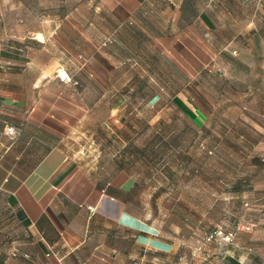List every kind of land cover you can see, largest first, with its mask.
<instances>
[{
    "label": "crops",
    "instance_id": "1",
    "mask_svg": "<svg viewBox=\"0 0 264 264\" xmlns=\"http://www.w3.org/2000/svg\"><path fill=\"white\" fill-rule=\"evenodd\" d=\"M261 1L81 0L17 32L0 8V264H132L141 251H169L152 176L134 166L153 146L168 162L173 143L185 148L187 126L171 124L169 109L213 150L211 75L236 38L260 34L250 10ZM253 114L243 110V123L264 133V103L262 123ZM246 143L262 184L249 191L250 172L231 177L239 188L228 192L253 199L232 221L223 264H264V156Z\"/></svg>",
    "mask_w": 264,
    "mask_h": 264
},
{
    "label": "rangeland",
    "instance_id": "2",
    "mask_svg": "<svg viewBox=\"0 0 264 264\" xmlns=\"http://www.w3.org/2000/svg\"><path fill=\"white\" fill-rule=\"evenodd\" d=\"M80 1L0 0V8L6 13V29L17 32L38 27L43 22L41 19L48 14L73 11ZM250 11L262 15L260 21L254 22L258 28L262 27L260 34L251 29L249 34L236 38L231 52L220 59L223 61L221 68L211 75L210 90L215 105L212 118L215 125L221 126L213 137L206 138L214 147L212 152L206 148L204 139V147L195 145L189 119L177 114L173 117V109H169L170 116L167 118L174 120L171 124L187 126L185 148L173 143L168 162L165 158L167 150L160 145L153 146L143 150L148 163L134 166L139 173L152 176L154 213L162 224L165 240L173 245L168 252L158 256H151L150 250L141 251L132 264H223L228 244L208 238L220 227L233 230L235 224L232 221L240 217L244 200L253 199L231 195L228 192L230 189L239 188L233 187L231 177L242 171L250 172L254 176L252 182H243L244 188L249 191L260 188L262 184L260 172L249 165L246 142L250 140L254 144L252 154L261 158L264 155L259 153L261 149L257 146L263 141L264 133L245 126L248 121L241 117V112L250 109L255 114L253 120L262 123L257 114L264 103L261 101L264 100L263 1L252 6ZM244 23L239 22V25ZM236 116L239 119L235 120V132H226L223 127L232 124L231 118ZM231 208H236L238 212H233Z\"/></svg>",
    "mask_w": 264,
    "mask_h": 264
},
{
    "label": "built area",
    "instance_id": "3",
    "mask_svg": "<svg viewBox=\"0 0 264 264\" xmlns=\"http://www.w3.org/2000/svg\"><path fill=\"white\" fill-rule=\"evenodd\" d=\"M57 75L62 81H70L72 79V76L70 75L69 71L65 68H59L57 70ZM6 133L9 135H15L17 133V128L13 125H7ZM89 207L93 209L92 206ZM236 238H237L236 230H226L220 227L219 229L215 230L214 233L210 234L208 239L209 240L219 239L220 242L224 241L227 244H232L235 242Z\"/></svg>",
    "mask_w": 264,
    "mask_h": 264
},
{
    "label": "trees",
    "instance_id": "4",
    "mask_svg": "<svg viewBox=\"0 0 264 264\" xmlns=\"http://www.w3.org/2000/svg\"><path fill=\"white\" fill-rule=\"evenodd\" d=\"M210 152H212V151H210ZM263 158H264V157L261 158L262 161H264ZM235 230H236V229H235ZM236 231H237V230H236ZM237 233H238V232H237ZM235 241H236V240H235ZM149 254H150L151 256H158V255L161 254V252H159V251H149Z\"/></svg>",
    "mask_w": 264,
    "mask_h": 264
},
{
    "label": "bare ground",
    "instance_id": "5",
    "mask_svg": "<svg viewBox=\"0 0 264 264\" xmlns=\"http://www.w3.org/2000/svg\"><path fill=\"white\" fill-rule=\"evenodd\" d=\"M39 36H41L42 37V35L40 34Z\"/></svg>",
    "mask_w": 264,
    "mask_h": 264
}]
</instances>
